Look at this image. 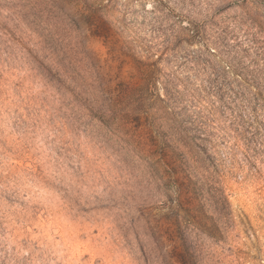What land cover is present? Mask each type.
<instances>
[{
  "label": "rangeland",
  "instance_id": "rangeland-1",
  "mask_svg": "<svg viewBox=\"0 0 264 264\" xmlns=\"http://www.w3.org/2000/svg\"><path fill=\"white\" fill-rule=\"evenodd\" d=\"M208 83L264 100V0H0V264H264Z\"/></svg>",
  "mask_w": 264,
  "mask_h": 264
},
{
  "label": "trees",
  "instance_id": "trees-1",
  "mask_svg": "<svg viewBox=\"0 0 264 264\" xmlns=\"http://www.w3.org/2000/svg\"><path fill=\"white\" fill-rule=\"evenodd\" d=\"M60 2L66 3V0H60ZM153 66L154 64H149V70L144 73L145 76L151 79L152 83L155 81ZM254 87L259 90V86L254 85ZM207 90L214 97V102L211 104L212 109L215 110L213 105L217 103L218 107L216 108L220 113L223 114L226 113V110L228 111L227 118L230 120L229 129L233 132L235 140L243 142L247 146L256 142L258 129L254 126L252 130L251 126L253 122L257 124L258 110L259 108H264V100L258 99L256 96L248 98L245 93L246 86L241 83H208ZM166 94L169 100H173L174 94L172 91L167 89ZM248 109H250V112H248ZM246 113H250L248 115L251 118L253 117L254 121H251V118ZM182 250L186 255L189 253V249L185 244H182Z\"/></svg>",
  "mask_w": 264,
  "mask_h": 264
}]
</instances>
